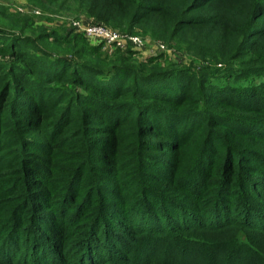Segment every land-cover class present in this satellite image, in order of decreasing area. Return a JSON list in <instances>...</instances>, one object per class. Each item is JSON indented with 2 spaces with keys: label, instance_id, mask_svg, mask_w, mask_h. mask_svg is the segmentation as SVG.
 <instances>
[{
  "label": "trees",
  "instance_id": "16d2710c",
  "mask_svg": "<svg viewBox=\"0 0 264 264\" xmlns=\"http://www.w3.org/2000/svg\"><path fill=\"white\" fill-rule=\"evenodd\" d=\"M76 1L111 28L133 34L138 26L153 37L188 46L208 59V65L198 73L157 70L151 64L137 65L132 49H116L120 53L107 58L99 54V47H76L68 36L52 38L45 33L38 35L41 45L34 48L40 56H29L21 44L23 33L2 37L0 54L10 60L0 61V264L147 263L153 253L167 257L165 252L170 253L179 240L169 236L197 227L193 217L212 229L230 225L237 215L228 188L241 180L243 167L235 161H243L244 152L238 156L226 152L224 162L215 136L209 134L221 127V137L235 136L237 111L244 119L255 107H264V95L260 100L255 90L204 82L203 75L214 74L252 50H264V21L258 22L255 12L261 0H235L226 13L203 11L214 0ZM10 29L25 32L26 27L15 22ZM51 47L62 48L63 54ZM165 103L176 109L170 112ZM203 105L212 109L204 110ZM125 130L138 131V148L143 151L176 155L202 138L200 150L207 160L203 180L197 179L191 189L177 190L194 202H174L168 193L145 191V213L138 209L130 215L119 210L112 217L99 213L103 192L93 190L87 163L110 161L114 169L121 165L120 133ZM251 156L247 163L254 165L258 182L245 183V191L251 208L257 209L258 204L264 206V162ZM106 168H101L104 176L97 175H115ZM213 193L219 196L217 202ZM120 196L124 200L130 195ZM243 217L247 225L263 227L255 216ZM140 234L164 235L163 250H157L160 242L155 236L148 243L135 239ZM194 241L202 245L190 251L203 254L197 264H247L231 245L218 248L221 245ZM178 254L170 260L175 262ZM191 259L187 253L181 264H190Z\"/></svg>",
  "mask_w": 264,
  "mask_h": 264
},
{
  "label": "rangeland",
  "instance_id": "374dc122",
  "mask_svg": "<svg viewBox=\"0 0 264 264\" xmlns=\"http://www.w3.org/2000/svg\"><path fill=\"white\" fill-rule=\"evenodd\" d=\"M234 3L235 0H214L209 5L203 7V11L206 13H226L232 9ZM260 5L261 7L255 10L256 15L259 16L258 22L264 21V0H261ZM15 22L24 25L26 27L25 32H14L13 29H10V25ZM77 22L102 23L107 25L105 21L89 16L88 12L80 7L76 0H57L54 3L49 0H0V30L5 31L0 32V41L4 36L23 33L22 36L25 39L21 41V44L27 52L29 51V56H40V53L35 52L34 48L41 45L38 35L44 33L52 38L68 36L76 47H99V54L107 58H112L118 52L120 53L115 48L87 38L83 32L76 29L75 23ZM113 29L120 30L118 27ZM122 30L125 31V29ZM133 34L141 36L146 41L144 48L129 51L133 52L132 58L137 61V65L142 62L151 64L157 70L182 69L186 70L187 73L190 71L198 73L201 67L206 68L208 65V59L204 56L202 59L197 52L189 49L188 46L177 44L175 41L167 42L161 38L153 37L150 32L138 26L133 28ZM243 37L246 38L245 35H242ZM156 42L163 43L165 49H152ZM49 50L56 54H63L62 48L51 47ZM251 52L249 56L245 55L244 57L234 59L230 65L223 67V69H218L214 74L203 75V81H210L212 84L220 87L232 85L242 89L255 90L261 100L264 95V50H259L258 52L252 50ZM9 60L8 57H2L0 54V61ZM244 73L250 74L249 78L245 79L243 77ZM239 78L241 80L238 81ZM166 105L169 106L170 112L176 109V106L173 104L165 103L164 106ZM203 109L211 110L212 107L203 105ZM170 112H167V116L173 117L176 115ZM237 113L235 119L239 130L235 136L221 137L223 136L221 127L215 128L214 132L211 131L209 134V136H215L214 140L218 144V148L222 150L219 158L222 159L223 157L225 159L224 162H228L224 158V155L229 151L234 156H238L237 154L242 151L248 156L244 159V154H242L240 158L243 161H235V163L243 167L241 180L239 183H235L234 186L228 188V191L232 190L229 196L237 214L234 217V222L221 228L207 229L203 228V224L198 221L197 217H193V220L197 221V227H194L193 230L181 231L174 237L169 236L170 238L179 240H175L176 245L174 244L170 253L165 252L168 255L167 257L161 254L155 256L156 253H153L150 255V262H141L140 264H181V257H184L187 253L193 255L190 264H197L196 260L200 258L202 260L203 254L201 256L198 255L199 253L190 252L193 246L201 245V242L194 241L197 239L207 242V245L210 246L221 245L217 246L218 248L227 244L231 245L235 249L240 250V254L236 255V257L243 262L247 261V264H264V224L262 228H254L251 225H247L243 217L255 216L258 220L264 222V206L258 204L257 209L251 208L253 203L248 200L245 191V183L255 185L258 182L256 172L251 169L254 165L247 163V160L252 154L259 161L264 162V107H255L254 110L246 113L243 117L244 119L240 117V112L237 111ZM203 124L200 127L203 128ZM137 133L138 131L136 132V130L135 133L132 130H125L120 133L123 136L124 142L118 159L121 165L117 168L114 169L113 165L108 164L110 161L107 163L92 161L87 163L86 169L90 171L87 179L92 182L91 186L93 190L98 189L103 192L101 200H98V202H101V209L99 210L101 215L109 213L112 217L115 214L114 212L117 213L119 210H125L126 214L130 215L134 209H138L144 213L147 212L146 206L148 204L146 205L147 202L143 201V198L146 196L145 191L157 196L168 193L171 196L168 199L174 202L192 203L195 201L177 190L179 187L191 189L197 179L201 180V182L203 180V168L207 160L205 157L203 158V150H200L202 138H196L195 143H190V145L181 150L180 154L176 155V152L172 153V151H143V149L138 148L139 137H137ZM214 153L215 151L212 152V154ZM102 159L104 158L102 157ZM232 161H234V157ZM102 167L114 170L115 175L103 177L104 173L101 172ZM97 174L103 176L101 177ZM149 174L152 177H149ZM157 176L162 178L161 182L156 180ZM206 180L212 184L213 189L216 187L213 184V180ZM81 184L84 186L83 182ZM175 185L177 188L174 190ZM125 193H128L130 196L123 200V197L120 195ZM212 197H214L213 202L214 200L217 202L219 196L213 193ZM196 201L198 200L196 199ZM182 213L192 215L191 212L187 211H183ZM141 234L136 236L135 239L139 238L142 243H148V240L152 236H155L154 239L160 242L157 250L159 252L163 250L164 244L162 242H164V235L157 236L152 234L149 235L150 237H146ZM127 242H131L130 238L127 239ZM136 243L132 241V244ZM167 244L169 243L167 242ZM173 249L177 250V252ZM171 253L173 255L169 257ZM176 253L179 254L175 259V263L174 260L170 259L175 258ZM164 261L169 262L164 263ZM242 261L240 263H243Z\"/></svg>",
  "mask_w": 264,
  "mask_h": 264
},
{
  "label": "built area",
  "instance_id": "2783aa9c",
  "mask_svg": "<svg viewBox=\"0 0 264 264\" xmlns=\"http://www.w3.org/2000/svg\"><path fill=\"white\" fill-rule=\"evenodd\" d=\"M75 27L87 38L121 51L142 49L146 46V41L141 36L121 32L102 23L77 22ZM153 47L154 50L165 49L161 42H156Z\"/></svg>",
  "mask_w": 264,
  "mask_h": 264
}]
</instances>
